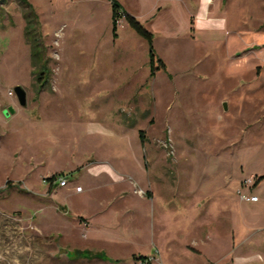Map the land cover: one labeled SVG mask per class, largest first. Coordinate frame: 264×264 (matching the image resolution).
Here are the masks:
<instances>
[{
	"label": "rangeland",
	"instance_id": "obj_1",
	"mask_svg": "<svg viewBox=\"0 0 264 264\" xmlns=\"http://www.w3.org/2000/svg\"><path fill=\"white\" fill-rule=\"evenodd\" d=\"M111 1L153 35L151 63L136 34L134 56L104 48ZM115 28L127 29L123 17ZM101 59L116 64L119 91L134 89L105 93ZM49 175L70 187L56 184L55 199L95 213L102 247L120 256L139 248L133 264H264V0L0 2V264L92 258L54 256L58 247L27 253L35 237L52 242L33 222ZM119 201L132 213L121 214ZM57 219L62 240L83 243V226Z\"/></svg>",
	"mask_w": 264,
	"mask_h": 264
},
{
	"label": "crops",
	"instance_id": "obj_2",
	"mask_svg": "<svg viewBox=\"0 0 264 264\" xmlns=\"http://www.w3.org/2000/svg\"><path fill=\"white\" fill-rule=\"evenodd\" d=\"M109 16H110V14H109ZM110 20H111V18H110ZM126 27H127L126 30L121 29V30L117 31V29L115 27L113 30L112 25H110V28L108 30V34L105 35L106 41H105L104 48L106 50L109 48L110 50L113 51L116 47H118L123 52H128V53L130 52L134 56V48L136 45L139 44V40L135 39V37H134L135 33L127 24H126ZM150 34H151V32H150ZM152 36L153 35L151 34V37ZM113 41L116 42L115 45L112 43ZM96 43L98 44L99 41H96ZM89 45H90V43H85V47H88ZM101 60H102V62H100V69H101L100 73H96V74L97 75L100 74L98 76V78L99 77L101 78V81H102L101 86H102V88L106 89L104 91L105 93H111V92L116 91L118 93L125 94L128 92H131L134 89V88L128 86L127 88H125L124 92L119 91V82H118L119 77H118V75L112 74L114 72V65H116V64L115 63L113 64L110 60H104V59H101ZM137 62L138 61L132 62V66L137 68V64H138ZM94 72H97V71H94ZM149 74H150V72L148 69V76H149ZM123 76L124 75L122 73L121 77H123ZM123 90H124V87H123ZM50 176H54V175H49L48 177H50ZM48 177H47V179H48ZM77 181L78 180H76V182H74L75 184H74L72 193L74 192L73 195L81 196V198H82L83 195L84 196L86 195L87 191L84 190L83 188H79V190H76L75 189L76 187H80ZM114 185H113V187H114ZM127 185H128L127 181H124V182H122V185L120 184V187L118 186V188L112 190L109 193H106V195L104 197L97 199L98 200L97 202L99 204L96 206L97 208L95 209V211L104 212L106 210V207L104 204V203H106L105 197H107V198L109 196L116 197L118 192L123 191V189H125ZM56 186H57L56 183L53 182L51 179H49L48 180V187L46 188V190L37 192L35 194V196H36L35 200L33 201L36 205L35 206V213H34V220H33L34 225L41 231L43 236L44 235L45 236L52 235L51 245L47 247L43 244L44 243L43 237H35L34 239L25 243L26 244L25 249L27 250V253L29 255H34L35 257L43 256V255H48L51 251H53L55 249V247H60L64 250H67L69 253H71V255L69 257L75 256V255H77V256L82 255V256H85L86 258L92 257V258H90V260L89 259L83 260L85 262L84 264H133V262H131V260H130V257H132L133 253H135V251H138L139 248H137L136 250L130 248L127 250L126 254H124L123 256L122 255L120 256V254L116 253L115 251L111 252L110 250H106L105 247H102V245H100L98 243L99 240H96L94 237H92V236H96L95 234L101 233V230H100L101 223L96 222V221H91V218H92L91 216H94L95 213L93 211L90 213H87L83 210H76V208H73V206L68 205V203L61 202V201L55 199L54 198L55 192H53L54 191L53 189ZM68 186L65 183L64 185H62L60 187L67 189L68 190L67 193H71L70 187H68ZM85 189H88V188L85 187ZM43 196H48L50 203H48L46 201L44 202L41 199ZM255 201H257V199ZM119 204L121 205V207L119 208V211H121V209L125 210V211H122L121 214L130 213V212L132 213V211H133L132 202L119 201V202H117L115 207H117ZM54 205H60L61 207L65 208L67 211L66 215L68 217H64L66 215H63L62 213L57 212L54 208ZM122 205H123V207H122ZM57 218H59L61 221L68 222L71 226H76V225L83 226L87 230V232H89V234H91V236L88 237L89 234L86 235V239L83 240V243L76 244V245L75 244L73 245L69 241L62 240L61 234L59 232L57 233V231H55L54 227H53L54 221L58 220ZM83 221L86 222V225L83 224ZM118 225H119V223L115 222L113 228L117 227ZM124 226L131 233H132V230H135V225H134V222H133L131 216H130V218H127V222ZM138 244H139V242H138ZM103 251H105L106 254L103 253ZM63 255H65V254H63ZM105 255H107V256H105ZM109 256H112V257L110 258ZM101 257H105V259L101 258Z\"/></svg>",
	"mask_w": 264,
	"mask_h": 264
},
{
	"label": "trees",
	"instance_id": "obj_3",
	"mask_svg": "<svg viewBox=\"0 0 264 264\" xmlns=\"http://www.w3.org/2000/svg\"><path fill=\"white\" fill-rule=\"evenodd\" d=\"M118 17H123L126 24L133 30V32L135 34H137L138 36H140L141 38H143L147 44H148V56H149V62H152V52H151V34L150 32L146 31L140 24L139 22H137L132 16L126 14L125 12L121 11L120 8L118 7V5L111 1L110 2V18H111V25H112V29L114 30L115 27V20ZM32 50V48H31ZM33 63V62H32ZM34 65V63H33ZM151 74V71H150ZM54 176H50L48 177V179L53 178ZM140 259H145L144 256H140Z\"/></svg>",
	"mask_w": 264,
	"mask_h": 264
},
{
	"label": "built area",
	"instance_id": "obj_4",
	"mask_svg": "<svg viewBox=\"0 0 264 264\" xmlns=\"http://www.w3.org/2000/svg\"><path fill=\"white\" fill-rule=\"evenodd\" d=\"M7 94L8 95H12V93L10 91H8ZM51 180L53 182H55L58 186L64 185L65 184V181H66L64 175H57V176L51 178ZM43 181H45V180L43 179ZM247 182H249V179H245L244 180V183H247ZM75 189L76 190H79V187H76ZM239 198L241 200H244V201H255L257 199L256 196H254V195H249V196L247 195L246 196L243 193H240L239 194ZM138 264H144V262L143 261H138Z\"/></svg>",
	"mask_w": 264,
	"mask_h": 264
},
{
	"label": "water",
	"instance_id": "obj_5",
	"mask_svg": "<svg viewBox=\"0 0 264 264\" xmlns=\"http://www.w3.org/2000/svg\"><path fill=\"white\" fill-rule=\"evenodd\" d=\"M2 1L3 0H0V2H2ZM13 93L15 95L17 103L20 106H24L25 105V101H26L24 89L22 87H20V86H15L13 88ZM8 110H10V109H8ZM64 253H65V250L60 248V247H58L56 252L54 253V256H58V255L64 254Z\"/></svg>",
	"mask_w": 264,
	"mask_h": 264
}]
</instances>
